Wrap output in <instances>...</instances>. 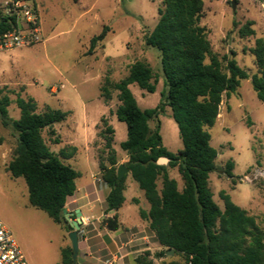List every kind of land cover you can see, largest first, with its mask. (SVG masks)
I'll use <instances>...</instances> for the list:
<instances>
[{
    "label": "rangeland",
    "instance_id": "rangeland-1",
    "mask_svg": "<svg viewBox=\"0 0 264 264\" xmlns=\"http://www.w3.org/2000/svg\"><path fill=\"white\" fill-rule=\"evenodd\" d=\"M164 1L89 0L90 6L83 14L77 7L73 8L72 0H61L68 8H73L72 14L51 8L41 19L39 42L0 51V91L2 96L10 99L8 112L11 119L20 117L18 98L35 99L39 113L46 107L74 113L67 123L54 126L63 143L53 144L48 129L44 130L43 137L54 153L64 147L70 150L72 142L78 146L79 164H75L74 159L64 161L80 172L78 186L90 183L92 174H100L98 160L100 156L108 157L99 137L103 130V115L115 131L113 149L117 159H127L121 148L127 140V126L115 115L119 92H112L108 104L101 97L100 87L106 79L113 84L119 83L129 76L135 62L144 61L158 79L156 91L148 93L137 84L130 85V91L141 110L154 109L162 101L165 87L159 53L145 44V36L156 27ZM203 2L201 24L209 30L214 53L221 58H234L249 75L235 94L230 98L223 97L218 120L208 129L211 145L218 151L216 171L210 174L209 186L215 202L222 209V194H227L264 230V104L251 83V77L258 72L252 50L257 40L264 39V0ZM106 24L108 32L104 44L100 43L92 55L88 54L91 39ZM244 27L253 34L241 36L240 30ZM82 104L87 113L85 120ZM159 121L164 147L177 154L183 143L171 108L166 107L160 113ZM150 127L155 129L156 122L151 121ZM16 147V133L3 126L0 120V221L12 232L28 264H62V250L71 247L70 233L45 212L32 207L25 180L13 178L7 171ZM229 161L235 165L232 178L225 173ZM168 171L182 191L184 182L178 169L169 168ZM126 184L124 196L127 202L122 213H137L138 207L149 211L150 204L131 174L127 175ZM158 187H162L161 179ZM134 200L139 201L138 206ZM162 261L183 264L182 258L174 255L154 259V264Z\"/></svg>",
    "mask_w": 264,
    "mask_h": 264
},
{
    "label": "trees",
    "instance_id": "trees-1",
    "mask_svg": "<svg viewBox=\"0 0 264 264\" xmlns=\"http://www.w3.org/2000/svg\"><path fill=\"white\" fill-rule=\"evenodd\" d=\"M203 13V0H165L156 27L145 36V44L159 53L164 79L165 92L156 108L141 110L129 88L137 84L148 93L156 91L158 79L144 61L135 62L129 76L121 82L113 84L106 79L100 87L101 97L107 104L112 100V92H119L115 115L127 126V140L121 144L129 157L125 166L150 204V210H141L140 217L148 223L162 247L155 254L143 252L136 258V264H154V259L169 257L171 250L174 256L182 258L183 264H264V230L227 194H222V209L209 186L210 174L216 171L218 151L211 145L208 129L218 120L223 97L235 94L249 75L234 58H221L214 53L209 30L201 24ZM16 27L11 18L0 22L1 30ZM107 32L108 28L104 27L91 39L88 54L95 52ZM240 34L248 36L253 31L244 27ZM252 53L258 72L251 77V83L264 104V39L257 40ZM10 104V99L0 91V120L17 136V147L7 171L13 178L25 180L32 207L45 212L54 223L71 233L74 229L63 211L67 199L77 190L79 173L64 160L72 157L76 149L64 148L56 154L43 137L44 130L48 129L53 144H59L61 140L56 136L54 125L64 122L69 114L50 107L39 113L33 98H18L20 117L14 120L9 117ZM166 107L172 110L183 143L177 154L164 147L160 135L159 115ZM151 121L156 122L155 129L150 127ZM102 126L99 137L108 157L100 156L99 168L110 188L107 213H115L102 224L116 231L119 228L117 211L125 202L127 175L117 179L115 131L105 118ZM160 157L169 158V164L159 166ZM234 167L232 161L226 164L225 173L229 178L233 177ZM169 168L178 169L184 182L182 191L169 177ZM62 264H73L72 247L62 250Z\"/></svg>",
    "mask_w": 264,
    "mask_h": 264
},
{
    "label": "crops",
    "instance_id": "crops-1",
    "mask_svg": "<svg viewBox=\"0 0 264 264\" xmlns=\"http://www.w3.org/2000/svg\"><path fill=\"white\" fill-rule=\"evenodd\" d=\"M34 2L39 14L40 26L42 17L47 14L51 8H60L63 9L65 13L70 14L71 12L72 14L73 8L77 7L79 12L81 11L84 14L85 8H89L90 6L89 0H72L73 8H68L61 0H34ZM107 25L108 24L104 25L103 28ZM82 107V114L85 120L87 118V113L84 104H82ZM66 112L69 114L67 119L74 116L72 111ZM104 118L105 116L103 115V119ZM67 119L65 120L66 122L64 121L65 123L68 122ZM98 125H100V123L97 124L96 127ZM71 131L76 134L75 130L72 129ZM62 141L63 140H61L60 143H63ZM71 144L73 145L72 148L76 149V152L67 160L74 159L75 164L78 165L81 160L79 149L73 142ZM126 157L127 159H117L118 166L121 164L125 165L128 162L129 157L127 154ZM85 159L88 161V154H86ZM64 161L66 162V160ZM78 173L80 178L81 174L79 171ZM109 193L110 188L103 181L100 172L98 175H91L90 183L81 186L77 185L75 194L67 199L66 210L67 213L70 214V220L73 221L76 219L75 213L77 210H80L82 219L88 220L87 222L82 221V225L78 231L79 253L76 261L77 264H136V258L143 252L150 251L153 253L154 251H161L162 247L158 243L154 233L150 230L148 223L140 217L141 210L144 212L148 211L138 207L137 213L128 211L122 213L123 207L127 202L126 199L121 209L117 211L119 221L118 230L110 231L102 224L104 219L112 218L115 214L114 212L107 213V197ZM133 203L138 206L139 201L134 200ZM84 210L87 211V213H84ZM73 215H75V217Z\"/></svg>",
    "mask_w": 264,
    "mask_h": 264
},
{
    "label": "built area",
    "instance_id": "built-area-1",
    "mask_svg": "<svg viewBox=\"0 0 264 264\" xmlns=\"http://www.w3.org/2000/svg\"><path fill=\"white\" fill-rule=\"evenodd\" d=\"M7 18L16 22L17 27L0 29V51L7 52L39 42L41 26L34 0H2L0 22ZM0 264H28L12 232L1 221Z\"/></svg>",
    "mask_w": 264,
    "mask_h": 264
},
{
    "label": "water",
    "instance_id": "water-1",
    "mask_svg": "<svg viewBox=\"0 0 264 264\" xmlns=\"http://www.w3.org/2000/svg\"><path fill=\"white\" fill-rule=\"evenodd\" d=\"M233 6H234V3H233ZM169 162H170V159L167 157H160L157 160V164L159 166H167L169 164ZM129 173H130L129 169L124 164H121L118 166V169H117V179H121L122 177H124L125 175H127ZM63 213L66 217V220L70 223V225L74 229V231L70 233V241H71V247L73 250V264H76L77 263L76 262L77 256L79 253L78 231L80 230V227L82 225V214H81L80 210H77L75 213L76 219L72 221V220H70V214L67 213L66 209L63 211ZM168 254L170 256H173L174 251L171 250Z\"/></svg>",
    "mask_w": 264,
    "mask_h": 264
}]
</instances>
